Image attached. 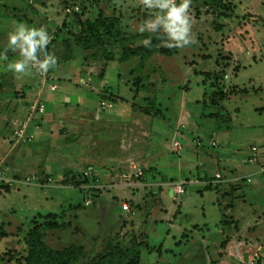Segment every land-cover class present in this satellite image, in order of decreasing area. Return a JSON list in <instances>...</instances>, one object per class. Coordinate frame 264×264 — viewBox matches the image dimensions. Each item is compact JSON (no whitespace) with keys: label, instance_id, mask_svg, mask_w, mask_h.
<instances>
[{"label":"rangeland","instance_id":"374dc122","mask_svg":"<svg viewBox=\"0 0 264 264\" xmlns=\"http://www.w3.org/2000/svg\"><path fill=\"white\" fill-rule=\"evenodd\" d=\"M154 11L144 8L141 0H0V53L7 48V37L13 26L23 22L29 27L47 30L50 35L47 52L57 58V63L46 73L33 69L25 75L7 70L9 62L20 59L17 52L9 50L6 59H0V168L9 171L18 164L27 163L23 173L35 176L37 180L28 185L0 186V264H26V233L35 221L42 222L47 215L61 229L46 233V245L53 250L81 245L87 249V256L80 264L97 256L105 243L120 241L118 244L126 248L136 239L135 233L129 231L123 237L118 235L120 232L116 233V238L113 237L115 232H110L102 241L96 239L95 233L92 237L87 235V230L95 232V229H86V222L82 221L90 208L84 206L81 196L87 195L75 185L86 166L76 165V169L65 173L57 171L61 162L58 158H78L83 152H91L95 157L100 154L94 149L97 142L89 144V149L87 140H76L77 134L70 131L69 127L81 123V118L75 117L79 111L77 115L74 111L71 122L60 119L59 125L50 133L57 138L56 145L67 143V148L58 154L50 153L49 160L55 162L57 172L49 178L41 169L32 170L38 161V158L34 160L32 152L40 150L36 147L35 122H29L32 121L30 107L36 102L43 104L46 110L52 101L53 114L75 110L72 107L84 106L85 100L89 102V110L96 114L108 113L115 108L146 110L153 124L166 130L164 133L175 126L178 132L181 131L182 136L174 143L180 142L182 149L174 146L175 153L170 149L167 133L164 138L162 133L161 137L153 139V149L155 153L159 152L160 158L158 171L176 180L168 182L170 185L163 191L160 201L168 212H179L176 216L178 227L170 230L172 235L167 236V228L162 222L149 220L147 226L143 223L139 232L141 245H144L143 234H147L149 245H161L162 254L158 256L154 249L152 252L142 250L141 264H185L186 257L202 238L212 247L220 236L218 220L227 209H220L215 202L216 191H200L209 181L203 179L197 183L187 168L191 167V174H194L193 167L198 171V177L214 181L216 171L228 173L235 167L237 174L238 171L250 173L253 164L247 163V158L252 147L257 148V159L264 153V0H191V35L195 42L180 48L167 46V37L162 32L139 30ZM98 19L107 22L90 39L97 44L91 46L90 42L89 46L80 47L77 37L84 36L87 26ZM148 38L151 44L168 50L170 55L129 56L126 61L121 58L124 48L149 47L143 43ZM52 86L55 91L50 90ZM101 103L106 107L102 108ZM139 110L135 111L143 115ZM227 114L231 116L230 128L223 131L229 119ZM216 117L222 118L219 125L212 121ZM26 121L30 125L29 135L33 137L30 142L14 136L13 122ZM139 124L143 126V123ZM214 125L222 129L217 131ZM157 133H160L159 129ZM222 134L223 140L219 137ZM115 146L112 143V147ZM138 150L147 152L148 148H133V153ZM122 154V157L134 155L121 150ZM203 165L205 168H201ZM12 172H7L8 177L15 180L23 175H12ZM133 174L130 178L122 176L117 185L131 188L136 181L142 183L145 180V174L139 178ZM189 177L192 179L188 182L185 178ZM152 179L164 185L159 175H153ZM232 184H240L241 189L244 187L242 181ZM177 185L183 186L181 196L172 191ZM233 185L229 183L228 188H224L227 195V192L236 191L229 190ZM250 186L252 184L246 182L244 188ZM220 188L223 189L222 185ZM95 192L98 190L91 194L94 198L98 195ZM257 195L259 193L252 196L251 192L238 196L234 198V205L238 206L236 201L241 200L245 213L251 210L253 203L264 209V195ZM28 207L40 210L27 212ZM89 219L94 225L103 220L99 216L96 222L93 217ZM119 226L117 229L121 228ZM196 226L198 229H194ZM258 228L251 224L243 228L245 238L241 242L252 252L253 258L233 264H264V234L256 239Z\"/></svg>","mask_w":264,"mask_h":264},{"label":"crops","instance_id":"0c3cea01","mask_svg":"<svg viewBox=\"0 0 264 264\" xmlns=\"http://www.w3.org/2000/svg\"><path fill=\"white\" fill-rule=\"evenodd\" d=\"M30 95L32 94H28L27 96ZM41 95L42 94L40 92L39 96L41 97ZM85 102L86 103L84 104V106L81 105V107L79 108L72 107L75 108V110L72 109L70 110V112L63 113L59 111L57 112V114H53L52 101L51 104L47 106L44 114L45 116L43 115L42 117H40L39 120H37L35 123V125L38 126H35L36 130L34 131L37 144L36 147H38L40 150L32 152L34 153V160L38 158V161L34 164L35 167L33 165L34 168L32 170L34 172H37L39 169H41L49 178L52 173L57 170L56 167H54L56 165L55 162L49 160L51 158L50 153L58 154L61 149L67 148L65 147L67 146V143H64L62 146H60V144L56 145L54 141L57 138L52 137L50 133L54 127L59 125L58 121L60 119L61 122H71V118L77 115L79 111V115L75 117L81 118V123L80 125L75 126L76 128L73 126L69 127L70 131L72 130L77 134L75 135L76 140H87L89 149V144H94L97 142L98 145H96L94 149H96V152H100V154L99 156L95 157L91 152H83L82 155H80L78 158L76 157L70 159L69 157H67V160L64 158H58L59 160H61V162L59 170L57 171L61 173L70 172L76 169V165H80L83 167L86 166L84 171L87 168H92L93 173L90 178L91 182H89L86 187L93 191L98 190V192H95V195L98 194L97 196L99 198H96L97 196H95V198L91 197V200L88 198V200L90 201V205L85 206L86 208L90 209H87V215H83L86 219L83 217L82 221L86 222L84 223L86 229H95V232H89L87 230L86 234H90L89 236L92 237V235L95 233V236H97L96 239L102 241V238H106L110 232H115L113 234V237L115 238L116 236L118 237V235H121V237H123L128 233V231L135 233L136 239L131 241L130 243H128L129 241H127L126 244L128 243V246L126 248H134L139 251V264H141L140 254L142 250L152 252V249H154V251H157L159 249L160 253H157L158 256L162 254L161 245H159L158 247L149 245L147 234H143L144 239L142 240V242L145 246L140 245L142 243L140 241L139 232L141 231L142 224L144 223V225L147 226L149 220H151L153 223L162 222V224H164L167 228V236L172 235L170 233V230H174L178 227L176 223V216L179 212H174L173 210L171 212H168L165 208L166 205H164L160 201L161 196L164 193L163 191L170 185V183L168 182H176V180L171 177H166V175L158 171L157 162L160 158H158L159 152L155 153V149H153L155 147V142H153V139H155V136L161 137L162 133L164 138L165 134L167 133L170 138V149L172 150V153H175L174 145L176 142L174 143V141L178 139V136H182V134L180 133L181 131L178 132V128L175 126V128L173 127L171 131L169 129L167 130L168 132L164 133L166 130H161L160 126H156L155 124H153V120L150 116L140 115L137 111H133L131 109L127 111H121V109L115 108L108 113L96 114L89 110V102H87V100H85ZM74 111H76L75 115ZM227 117H229V119L227 118V123L224 124L223 131H226L228 130V128H230V114H227ZM66 118L68 120H66ZM182 118L184 117L182 116ZM219 120L222 121V118L216 117L212 119L214 124L218 125L220 124L218 122ZM140 122L143 123V126L139 124ZM41 123L42 125L40 126ZM214 128L217 131H220L222 129L219 128V126L215 125ZM158 129L160 131L159 134L157 133ZM56 137L59 136L56 135ZM219 137L221 138V140H223L224 138L223 134L221 136L219 135ZM112 143H114L116 146L112 147ZM178 144H180V142ZM106 145H109L110 147L108 148V146ZM49 146L52 147L50 148ZM142 147L148 148V151L142 152L141 150H138L133 153V148H136L137 150L139 148L142 149ZM106 148H108V151H106ZM112 148H114L115 151L112 150ZM195 149L197 150V148ZM101 150L103 151V153H101ZM121 150L124 152L126 151L127 153L131 152V154L134 155L129 154L122 157L123 154L120 155ZM26 165L28 164H18L14 170L9 169V171H13L12 175L23 174L22 176H26L24 174L25 171H23ZM136 167H138L137 169H141L146 175V178L144 175L143 179L145 180L142 183L136 181L130 186L131 188L117 185V183L121 181L122 176L127 175L128 178H130L134 173L133 169H135ZM190 168L191 167H188L187 170L188 173L192 175V178L194 177L197 183L202 182L204 177H198V171H195L193 167L192 169L194 171V174H191ZM201 168H205L204 165ZM261 168H264V153H262L258 157V159L256 157L255 163L253 164V169L250 173H241L240 171H238L237 174V170L235 169V167L232 169L230 168L228 170V173H226L225 171H223L224 173H222L221 171H216L214 173V176L216 174H220L221 176H223L221 181L223 189L216 191L217 198L215 202L217 203V205H219L220 209H227L225 213L221 214V219L218 220L221 237L218 235L212 247L207 245V243L202 238L199 244L195 246V248H193V251L190 252L186 257L187 261L185 264H211V262L212 264H233L232 262H242L246 259L249 260L253 258L252 252H250V250H247L245 248V245H243L241 242L243 241L242 238H245L243 236V233L245 232L243 231V228L249 226L250 224L258 226L259 228L257 229L255 236L256 239L261 238V236L264 234V209L263 206L253 203L250 206L251 210H248V213H245V210H242V207H244L242 201L240 200V202L237 200L236 205L238 206L235 207L234 202L236 199L234 198L238 196H244L245 193L248 195L251 192L252 196L258 193L259 195L257 196L259 197H261V195H264V177H262L263 175H259V171ZM240 170L245 171V169ZM6 171L9 173L8 169ZM153 175H159L164 185L161 186V184H158L157 181H154L152 179ZM22 176L19 175V177ZM253 176H256V179ZM115 178L116 181L114 182ZM192 178H185V180L189 182V179ZM247 179L250 180L248 184H252L250 188H244L246 183L244 181H246ZM94 180L96 182H94ZM99 180L102 181L101 184ZM103 180H106V182H103ZM238 181L244 182L243 189H241L242 186H239L240 184H232ZM106 183L109 184L105 185ZM229 183L235 186L234 188L233 186H230L231 189L229 190L236 191H232V194H229V192H227V195L224 188H228L227 186ZM248 188L250 190H248ZM26 193L28 194L29 192ZM24 194L25 192L22 193V195ZM81 198L82 200H85V198L87 197H83L82 195ZM262 201L264 202V199ZM124 204H127V206H129L131 209L128 208V211H123L121 208ZM37 210L40 209H31L29 207L27 208V212H37ZM233 211L236 213H234ZM97 216H99V219H103L102 222H96ZM258 216H260V218ZM90 217L95 218V225L93 224L94 222L90 221ZM230 218H232V220ZM232 222L234 223L232 224ZM235 224H237L236 229ZM117 225H120L119 228H121L117 229ZM195 228L198 229L197 226L194 227V229ZM180 229H182V227H180ZM116 233L119 234L117 235ZM187 242L188 241H186V243ZM105 244L107 245V243ZM84 250L85 252H87V249L84 248Z\"/></svg>","mask_w":264,"mask_h":264},{"label":"clouds","instance_id":"9594fccd","mask_svg":"<svg viewBox=\"0 0 264 264\" xmlns=\"http://www.w3.org/2000/svg\"><path fill=\"white\" fill-rule=\"evenodd\" d=\"M144 8L156 10L140 27V31L163 33L169 47H185L195 42L191 35V0H141ZM50 35L44 27H29L25 23H16L7 37V48L0 53V59H6L9 50L17 52L20 59L9 62L7 70L17 75H25L36 69L46 73L57 63L54 54L47 52ZM144 45L150 46L151 39H145Z\"/></svg>","mask_w":264,"mask_h":264},{"label":"trees","instance_id":"16d2710c","mask_svg":"<svg viewBox=\"0 0 264 264\" xmlns=\"http://www.w3.org/2000/svg\"><path fill=\"white\" fill-rule=\"evenodd\" d=\"M106 22V19H98L88 25L83 32L84 36L77 37V44L83 48L89 46L90 42L91 46L96 45L97 42H92L90 39L94 36L95 33L99 31L100 27L106 25ZM103 31L106 32L104 29ZM154 53L165 56L170 55V52L168 50L157 47V44H151L147 48H139L137 50H128L124 48L122 50L121 58L124 61H126L129 56H141L143 58L142 55H144L148 58ZM243 93L244 92H240V94ZM133 110L135 111L139 109L133 108ZM139 111L143 113V115L149 116V113L146 110ZM203 179H207V181L209 182H207L204 188H202V190L200 191H218L221 189V182H214L215 180L211 181V179L205 177ZM213 179H215V176L212 178V180ZM89 182H91V179L83 177L81 174L79 178H76L75 185L78 187L80 192L87 195V197H89L90 199L92 197L91 194L93 193L91 191L93 190H83V187H86ZM50 218V215H47L44 216V220L42 222L35 221L32 227L26 233L25 238L26 244L28 246L27 256L25 258L26 264H80L81 262H83L86 259L87 253L82 246L73 244L62 250H53L46 245L44 241L46 233L48 231H57L61 229V226L51 221ZM132 250H134L135 252L133 253ZM156 252L160 253L159 249ZM82 264H139V251L134 248H124L119 245L118 242L109 243L97 256Z\"/></svg>","mask_w":264,"mask_h":264},{"label":"built area","instance_id":"2783aa9c","mask_svg":"<svg viewBox=\"0 0 264 264\" xmlns=\"http://www.w3.org/2000/svg\"><path fill=\"white\" fill-rule=\"evenodd\" d=\"M51 91H54L55 88L54 86H52L50 88ZM101 107L102 108H105V104L104 103H101ZM44 105L41 104V103H38L36 102L34 105H32L30 107V117H32V121H29V122H35L37 120H39L40 117H42L44 115ZM39 116V118L36 117ZM30 123V124H31ZM13 126H14V136L16 138H18V140H23V141H27V142H30L32 141L33 137L31 135H29V127L30 125L28 124V122H22L20 124H16V122H13ZM37 126V125H36ZM175 149H179L180 148V144L178 143H175ZM256 157H257V148L256 147H252L250 149V155L248 156L247 158V162L249 164H254L255 163V160H256ZM260 174L261 175H264V168H261L260 169ZM93 173V170L92 168H87L83 173H82V176L83 177H86V178H91V175ZM133 176L135 178H139V177H142L143 176V172L141 169H135V173L133 174ZM215 181L214 182H221L222 181V176L220 174H216L215 175ZM45 181H50L49 179H46ZM34 182H37L36 180V177L35 176H25V177H21L19 178V180H15L13 178H10L8 177L7 175V172L5 169H1L0 168V186L1 185H10V186H13L14 184H20V185H25V184H30V183H34ZM247 183L250 182L249 179L246 180ZM84 189H88L87 187H83ZM174 193L175 195L177 196H181L184 194V189H183V186L182 185H177L175 188H174ZM90 205V201L88 200V198H85L84 200V206H89ZM123 211H128V206L126 204H124L121 208Z\"/></svg>","mask_w":264,"mask_h":264}]
</instances>
